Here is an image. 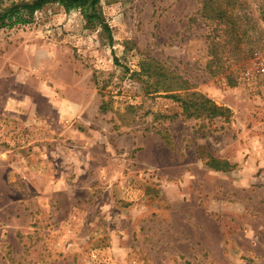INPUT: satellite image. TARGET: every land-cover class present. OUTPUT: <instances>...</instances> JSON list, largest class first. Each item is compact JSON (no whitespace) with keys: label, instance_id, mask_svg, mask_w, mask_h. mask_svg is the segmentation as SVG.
I'll list each match as a JSON object with an SVG mask.
<instances>
[{"label":"rangeland","instance_id":"rangeland-1","mask_svg":"<svg viewBox=\"0 0 264 264\" xmlns=\"http://www.w3.org/2000/svg\"><path fill=\"white\" fill-rule=\"evenodd\" d=\"M201 1L101 0L108 31L58 2L0 22V264H242L223 240L263 253L264 0L213 1L237 20L216 63ZM173 89L221 112L187 117ZM47 167L78 187L47 191Z\"/></svg>","mask_w":264,"mask_h":264},{"label":"trees","instance_id":"trees-1","mask_svg":"<svg viewBox=\"0 0 264 264\" xmlns=\"http://www.w3.org/2000/svg\"><path fill=\"white\" fill-rule=\"evenodd\" d=\"M100 1L101 0H20L12 2L9 6L4 7L0 13V22L9 27L25 23L27 22L26 17H32L36 11L42 9L49 3L58 2L67 11L72 9L81 10L88 24L91 25L97 22L101 25L103 30L108 31V25L98 12ZM213 1L214 0H202L201 9L207 19L216 23L217 27H215V29L221 31V37H219L218 40L212 39L210 41V44L213 46V49L209 48V55H212L211 63H216L220 60L218 56L219 51L216 46H220L222 41L225 43L226 40L227 43H230L236 38L235 35L237 30L234 25L237 23V20L235 19V15H233L227 7L219 11V9L214 6ZM245 8L246 5L243 2L239 3L240 12L245 13ZM262 15H264V9L262 10ZM109 38L112 40L110 35ZM172 91H176V93L172 94L171 98L180 103L183 108V113H185L187 117H201L205 115L211 117L221 112L211 100L196 92L185 91L184 93H180V89H173Z\"/></svg>","mask_w":264,"mask_h":264},{"label":"crops","instance_id":"crops-1","mask_svg":"<svg viewBox=\"0 0 264 264\" xmlns=\"http://www.w3.org/2000/svg\"><path fill=\"white\" fill-rule=\"evenodd\" d=\"M52 175H53V172L50 170L49 167H47V191H51L52 192L53 190H57L59 188H60V190L74 191L73 188L78 187V184H76V183L75 184L65 183L64 185L60 184V183L56 184L54 182L53 178L51 177ZM177 187H178V185L175 182H172L171 184H167V185H165L163 187H159V188L162 189L161 195L166 197V199H165L166 202L169 205H171L173 208H178L181 205L180 203L184 202V197H183L184 195L180 196V195H178V193L175 192V188H177ZM205 217L208 220L215 221V218H213L212 216L205 215ZM71 218H73V217H71ZM75 220L78 223L79 222H81V223L82 222L83 223H88L89 222V221H86L85 217H79V218L75 217ZM186 220H188V219H186ZM69 222L70 223H74L75 221L69 220L68 223ZM63 223H65V221ZM90 224H94V223L91 222ZM94 235H96L95 232H89L88 235H87V238H92ZM114 235H113V237H114ZM67 236H69V234H66V237ZM62 237L63 236H61V238ZM221 250H222L223 259L225 261H226V256L233 255V258H234L235 262H238V259H239V263L241 262L242 264H244L245 260L241 259V258H242V256L244 254H248V255H250L253 258V260H254V262L256 264H258L259 262H260V264H263V262H264V251L261 254H257L254 251L252 252V250L249 251L250 253H245V252H242V251L241 252L235 251L234 249H232L230 247L229 244H227L226 240H223V242L221 243ZM208 254H209V252H208ZM141 264H144V262L142 261ZM170 264H180V261L172 262Z\"/></svg>","mask_w":264,"mask_h":264}]
</instances>
